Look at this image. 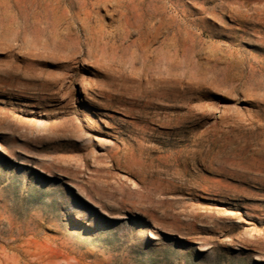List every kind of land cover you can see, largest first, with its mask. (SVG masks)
Returning <instances> with one entry per match:
<instances>
[{
  "label": "rangeland",
  "instance_id": "1",
  "mask_svg": "<svg viewBox=\"0 0 264 264\" xmlns=\"http://www.w3.org/2000/svg\"><path fill=\"white\" fill-rule=\"evenodd\" d=\"M114 1L0 0V264H264V0Z\"/></svg>",
  "mask_w": 264,
  "mask_h": 264
},
{
  "label": "bare ground",
  "instance_id": "2",
  "mask_svg": "<svg viewBox=\"0 0 264 264\" xmlns=\"http://www.w3.org/2000/svg\"><path fill=\"white\" fill-rule=\"evenodd\" d=\"M113 2H116V1L113 0ZM120 3H121V2H120ZM120 3H119V4H120ZM116 4H117V3H116ZM119 4H118V5H119ZM121 5H122V3H121ZM109 6H111V5H109ZM119 7H120V6H119ZM117 8H118V7H117ZM124 8H125V7H124ZM104 10H105V9H104ZM109 10H110V9H109ZM84 12H86V10H85ZM112 12H113V11H112ZM119 14H120V13H119ZM121 16H122V15H121ZM119 19H120V18H119ZM62 20H63V19H62ZM93 20H94V19H93ZM93 20H92V21H93ZM72 22H73V21H72ZM74 22H75V21H74ZM89 22H91V21H89ZM124 22H125V21H124ZM63 23H64V22H63ZM117 23H118V22H117ZM71 24H72V23H71ZM88 24H89V23H88ZM76 25H77V24H76ZM73 26H74V24H73ZM87 26H88V25H87ZM162 26H163V25H162ZM71 27H72V26H71ZM77 27H78V26H77ZM108 27H109V26H108ZM113 27H114V26H113ZM158 27H159V26H158ZM71 29H72V28H71ZM111 30H112V29H111ZM120 30H121V29H120ZM158 30H159V29H158ZM112 31H113V30H112ZM162 31H163V30H162ZM86 33H87V32H86ZM96 33H97V31H96ZM152 33H154V31H153ZM94 34H95V31H94ZM94 34H93V35H94ZM153 35H154V34H153ZM92 37H93V36H92ZM96 38H97V37H96ZM91 39H92V38H91ZM93 40H94V39H93ZM17 42H18V41H17ZM110 43H111V42H110ZM110 43H108V44H110ZM2 49H3V48H2ZM14 52H15V51H14ZM14 52H13V53H14ZM21 58H22V57H21ZM39 58H40V57H39ZM40 60H42V59H40ZM67 60H68V59H67ZM36 61H37V60H36ZM36 61H35V62H36ZM71 61H72V60H70V62H71ZM38 62H40V61H37V63H38ZM15 63H16V62H15ZM40 63H42V62H40ZM21 66H22V65H21ZM18 68H19V67H18ZM21 68H22V67H21ZM0 83H1V82H0ZM0 91H1V90H0ZM1 92H2V91H1ZM1 92H0V93H1ZM70 103H71V102H70ZM8 104H9V103H8ZM4 113H5V112H4ZM8 113H9V112H8ZM8 113H7V114H8ZM5 114H6V113H5ZM7 114H6V117H7ZM134 114L137 115V113H134ZM136 117H137V116H136ZM2 118H4V117H2ZM7 118H8V117H7ZM7 118H6V119H7ZM140 118H141V117H140ZM85 121H86V120H85ZM80 123H81V122H80ZM167 123L169 124V122H167ZM171 123H172V122H171ZM57 124H58V123H57ZM81 125H82V124H81ZM172 128H174V127H172ZM171 131H172V130H171ZM173 131H174V130H173ZM170 133H171V132H170ZM132 138H133V137H132ZM133 147H134V146H133ZM133 147L131 146V148H133ZM135 147H136V146H135ZM128 149H130V147H129ZM134 149H135V148H134ZM133 152H134V150H133ZM135 154H136V152H135ZM135 154H134V156H135ZM113 161H114V160H113ZM116 162H117V161H116ZM106 164H107V163H106ZM120 165H121V164H120Z\"/></svg>",
  "mask_w": 264,
  "mask_h": 264
}]
</instances>
